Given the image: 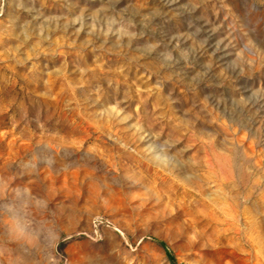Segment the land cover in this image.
<instances>
[{
    "label": "rangeland",
    "instance_id": "rangeland-1",
    "mask_svg": "<svg viewBox=\"0 0 264 264\" xmlns=\"http://www.w3.org/2000/svg\"><path fill=\"white\" fill-rule=\"evenodd\" d=\"M0 264H264V0H0Z\"/></svg>",
    "mask_w": 264,
    "mask_h": 264
}]
</instances>
